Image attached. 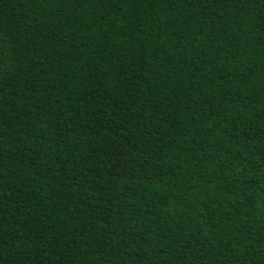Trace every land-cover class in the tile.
Instances as JSON below:
<instances>
[{
    "label": "trees",
    "instance_id": "1",
    "mask_svg": "<svg viewBox=\"0 0 264 264\" xmlns=\"http://www.w3.org/2000/svg\"><path fill=\"white\" fill-rule=\"evenodd\" d=\"M0 264H264V0H0Z\"/></svg>",
    "mask_w": 264,
    "mask_h": 264
},
{
    "label": "rangeland",
    "instance_id": "2",
    "mask_svg": "<svg viewBox=\"0 0 264 264\" xmlns=\"http://www.w3.org/2000/svg\"><path fill=\"white\" fill-rule=\"evenodd\" d=\"M259 151H260V153H261V158H263L262 156H263V150L262 149H259Z\"/></svg>",
    "mask_w": 264,
    "mask_h": 264
}]
</instances>
